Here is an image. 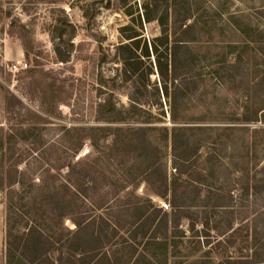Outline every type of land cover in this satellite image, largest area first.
Here are the masks:
<instances>
[{
    "label": "rangeland",
    "instance_id": "rangeland-1",
    "mask_svg": "<svg viewBox=\"0 0 264 264\" xmlns=\"http://www.w3.org/2000/svg\"><path fill=\"white\" fill-rule=\"evenodd\" d=\"M143 1L0 0V137L29 126L38 132L27 144H4L8 148L0 149V264H5L8 233L17 231L16 227L32 224L47 229V234L50 226L61 229L62 224L53 223L52 201L44 194L66 180L79 188L77 199L83 215L94 214L95 221L103 217L122 234L105 249L127 252L130 241L124 236L129 224L121 215V224H116L120 207L151 196L143 180L144 164H132L134 152L124 143L128 128L149 127L150 142L161 151L167 177L174 173L169 141L166 146L158 140L160 129L172 124L166 97L154 89L158 84L154 55L140 57L139 73L148 74L151 67L154 71L148 80L137 78L135 109H129L133 83L125 80L115 55L125 25L138 31L141 45L158 35L155 21L137 19ZM191 4L193 18L188 22L195 19L194 46L202 60L193 72L198 89L186 106L187 119L234 129L223 133L222 144L201 152L196 165L205 168L202 184L189 180L188 175L179 179L180 184L188 185L190 194L194 186L202 190L190 219L179 222L178 229L184 233L174 239V256L168 257L167 264H243L254 256H264V133L259 130L264 123L240 122L245 107L251 111L254 103L264 105V93L253 87L255 77L264 71V39L262 44L251 43L244 52L236 29L246 22L264 23V0H191ZM232 14L235 18L230 22ZM11 23L15 25L11 27ZM56 33H61L60 41L53 38ZM57 42L68 55L67 61L58 58ZM230 44L238 46L224 63L210 64ZM238 55L245 61H238ZM18 60L26 61L27 69L10 72L8 65ZM49 84H54L52 100ZM114 115L121 121L104 120ZM245 126L253 143L248 157L242 146L243 133L247 138ZM207 151L213 157L202 164ZM200 168L196 167L194 176ZM12 180L18 182L9 186ZM122 186L125 190L117 193ZM151 198L159 206L167 204ZM217 204L222 206H213ZM63 225L73 226L66 219Z\"/></svg>",
    "mask_w": 264,
    "mask_h": 264
},
{
    "label": "trees",
    "instance_id": "trees-1",
    "mask_svg": "<svg viewBox=\"0 0 264 264\" xmlns=\"http://www.w3.org/2000/svg\"><path fill=\"white\" fill-rule=\"evenodd\" d=\"M142 6L143 10L140 15H137V19L140 21L142 17L147 23L155 21L159 27L158 35L149 42L144 40L141 45L138 31L130 25H125L120 29L124 34V39L117 45L115 55L121 63V73L125 76V80L133 83L129 109H135L138 104V99L134 97L137 91L135 85L137 78L148 80L149 74L154 71L151 67L148 74L139 73L140 57L154 55L158 76V84L154 86V89L158 95L162 94L166 97L169 104V119L172 124L169 128L160 129L158 140L166 146L169 141L171 166L174 173L171 177H167L161 151L157 144L150 142L149 127L140 125L128 128V139L124 143L132 149V153L134 152L131 159L132 164L138 162L144 164L143 180L148 184L151 196L166 201L167 207L171 209L170 212L155 204L151 196L146 197L144 202L125 203L120 207L122 209L119 215L117 214L116 224H121L120 215L125 216L123 222L129 224V227L124 237L129 238L130 243L123 240L124 243H128L125 257L119 251L110 254L105 248L107 245L112 246L113 238L122 234L103 217H97L98 220L95 221L91 218L94 214L83 215L77 199L79 188L75 183L66 180L59 185L60 187L53 186L44 194L45 199L52 201L51 209L55 215L52 218L53 223L62 224L61 229H54L50 226L51 233L47 234V229L43 230L32 224L22 228L16 227L18 232H9L6 239L5 264H158V262L167 264L168 257L174 256L173 250L176 246L174 239L183 236L184 233L178 229L179 222L182 219H190V210L197 206L196 200L199 199V191L202 190L194 186L191 190L193 193L190 194V191H187L188 185L180 184L179 179L188 175L189 180L202 184L206 177L202 174L205 168L196 165L201 152L209 146L222 144L223 133L228 129L232 132L234 128L199 125L193 119H187L186 106L198 89L193 72L197 63L202 60L197 50L198 47L194 46L197 40L195 19L188 22L193 18L191 0H145ZM262 10L264 14V7ZM126 13L129 16L133 15L131 11H126ZM229 18L231 22L235 17L232 14ZM10 25L13 27L15 23ZM236 30L239 33V40L243 42L244 52L251 43H263L264 23L257 26L246 22L243 26H238ZM10 35L13 33L10 32ZM53 38L60 41L61 33H56ZM59 43H55V52L60 61H67L68 55L62 53ZM236 44L228 45V50L218 53L219 59L210 64H223L226 55L234 52L240 45L239 42L238 45ZM23 47L25 56H28L27 47L25 45ZM207 50H211V47ZM138 51L140 53L137 54ZM254 56L256 57L257 54L254 53ZM241 58L244 56L238 55V61ZM249 59L247 56L246 60ZM203 60H207L206 57H203ZM241 61L245 60L241 59ZM229 67L233 69L232 66ZM260 71L261 73L254 79L253 87L257 88V93H264V71ZM193 86L195 88L192 90ZM47 87L50 91L49 99H51L55 92L54 84H49ZM104 104L103 102L100 107ZM114 117L104 120L121 121L116 115ZM240 122L242 124L264 123V105L254 103L251 111L245 107ZM242 129L245 133L248 131L246 126ZM259 130L264 133V128ZM36 133H38L37 128L34 126L7 133L0 137V149L8 148H4V144H27L29 138ZM245 135L247 136V133ZM252 145L250 138L248 136L244 138L243 133L242 146L246 157L251 153ZM78 147L80 148V145ZM208 154H210L209 151L206 152L207 157L205 156L202 164L211 161L213 155L208 156ZM196 167L197 169L199 167L201 171L194 176ZM39 179L41 182L42 177ZM16 182L18 181L12 180L9 183L11 185L7 184V186H13ZM128 182L137 185L134 181L128 180ZM125 188L126 186L120 187L117 193ZM64 219L73 226L63 225ZM192 227L193 224L190 228ZM145 254H150L149 258ZM243 264H264V256H254L253 260L245 261Z\"/></svg>",
    "mask_w": 264,
    "mask_h": 264
},
{
    "label": "built area",
    "instance_id": "built-area-1",
    "mask_svg": "<svg viewBox=\"0 0 264 264\" xmlns=\"http://www.w3.org/2000/svg\"><path fill=\"white\" fill-rule=\"evenodd\" d=\"M27 63L24 60H18V61H14L13 63H10L8 65V70L12 73H17L19 71H23L27 69ZM161 206L163 208H167V204L166 203H161Z\"/></svg>",
    "mask_w": 264,
    "mask_h": 264
},
{
    "label": "crops",
    "instance_id": "crops-1",
    "mask_svg": "<svg viewBox=\"0 0 264 264\" xmlns=\"http://www.w3.org/2000/svg\"><path fill=\"white\" fill-rule=\"evenodd\" d=\"M126 234H127V233H126ZM108 251L111 252V250H109V249H108ZM117 251H119L120 254H121V255H124V257H125L126 254L124 253V251H126V250H124V249H116V251H114V252H117ZM139 251H140V248H139ZM110 254H111V253H110Z\"/></svg>",
    "mask_w": 264,
    "mask_h": 264
},
{
    "label": "water",
    "instance_id": "water-1",
    "mask_svg": "<svg viewBox=\"0 0 264 264\" xmlns=\"http://www.w3.org/2000/svg\"><path fill=\"white\" fill-rule=\"evenodd\" d=\"M12 22V21H11Z\"/></svg>",
    "mask_w": 264,
    "mask_h": 264
}]
</instances>
